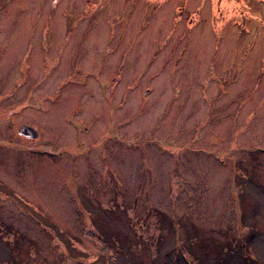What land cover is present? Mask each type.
I'll use <instances>...</instances> for the list:
<instances>
[{
    "label": "rangeland",
    "instance_id": "1",
    "mask_svg": "<svg viewBox=\"0 0 264 264\" xmlns=\"http://www.w3.org/2000/svg\"><path fill=\"white\" fill-rule=\"evenodd\" d=\"M0 264H264V0H0Z\"/></svg>",
    "mask_w": 264,
    "mask_h": 264
},
{
    "label": "water",
    "instance_id": "2",
    "mask_svg": "<svg viewBox=\"0 0 264 264\" xmlns=\"http://www.w3.org/2000/svg\"><path fill=\"white\" fill-rule=\"evenodd\" d=\"M19 134L25 136L26 138L29 139H35L37 137V134L35 132L34 129L28 127V126H23L20 130H19Z\"/></svg>",
    "mask_w": 264,
    "mask_h": 264
},
{
    "label": "flooded vegetation",
    "instance_id": "3",
    "mask_svg": "<svg viewBox=\"0 0 264 264\" xmlns=\"http://www.w3.org/2000/svg\"><path fill=\"white\" fill-rule=\"evenodd\" d=\"M17 135H18V137H19L20 139H22V140H26V137L23 136V135H21V134H19V132L17 133Z\"/></svg>",
    "mask_w": 264,
    "mask_h": 264
}]
</instances>
